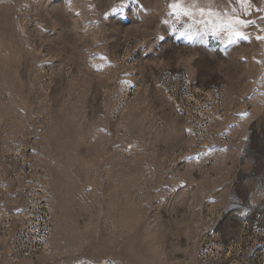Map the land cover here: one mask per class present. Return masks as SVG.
<instances>
[{
    "label": "rangeland",
    "instance_id": "rangeland-1",
    "mask_svg": "<svg viewBox=\"0 0 264 264\" xmlns=\"http://www.w3.org/2000/svg\"><path fill=\"white\" fill-rule=\"evenodd\" d=\"M121 2L0 0V264H264V0Z\"/></svg>",
    "mask_w": 264,
    "mask_h": 264
},
{
    "label": "snow or ice",
    "instance_id": "snow-or-ice-1",
    "mask_svg": "<svg viewBox=\"0 0 264 264\" xmlns=\"http://www.w3.org/2000/svg\"><path fill=\"white\" fill-rule=\"evenodd\" d=\"M137 2H138V0H122L120 7L117 9H114V11H119L125 5L131 6V4L137 3ZM239 2L241 4H246L249 2V0H239ZM170 7L172 8L173 13L176 14L178 18H179V15L181 12H183L184 15H190V13L186 9L180 8L179 0H177L176 3L171 4ZM237 19H239V18H237ZM165 23H167V22L165 21ZM244 23L248 24L251 22L250 21H244ZM173 30L175 31V28H173ZM179 35L187 38L189 41H191L194 38L193 34H190L187 31H180ZM196 35H199V34L197 33ZM212 35L215 36L216 32L215 31L212 32ZM233 35L235 37H237L238 39H245V40L248 39V37L243 32H235V33H233ZM233 42H235V41H233L231 38L228 41V43H233Z\"/></svg>",
    "mask_w": 264,
    "mask_h": 264
}]
</instances>
